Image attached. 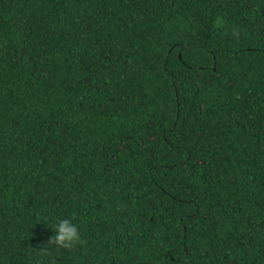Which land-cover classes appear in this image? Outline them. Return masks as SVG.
<instances>
[{"label":"trees","instance_id":"trees-1","mask_svg":"<svg viewBox=\"0 0 264 264\" xmlns=\"http://www.w3.org/2000/svg\"><path fill=\"white\" fill-rule=\"evenodd\" d=\"M264 264V0H0V264Z\"/></svg>","mask_w":264,"mask_h":264},{"label":"clouds","instance_id":"clouds-1","mask_svg":"<svg viewBox=\"0 0 264 264\" xmlns=\"http://www.w3.org/2000/svg\"><path fill=\"white\" fill-rule=\"evenodd\" d=\"M53 229V234L49 238L46 246L41 248L35 259V264H49L52 249L48 247L51 245L53 248H72L81 239V230L79 223L72 216H56L48 223Z\"/></svg>","mask_w":264,"mask_h":264}]
</instances>
